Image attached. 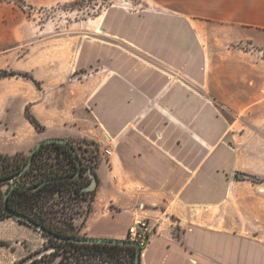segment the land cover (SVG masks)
<instances>
[{
	"label": "crops",
	"instance_id": "obj_1",
	"mask_svg": "<svg viewBox=\"0 0 264 264\" xmlns=\"http://www.w3.org/2000/svg\"><path fill=\"white\" fill-rule=\"evenodd\" d=\"M143 1L182 22L193 35L196 25L218 23L264 47V0ZM23 15L21 8L0 2V53L40 33ZM161 51L178 52L179 45H163ZM26 56L31 60L33 50ZM162 63L178 68L177 62ZM33 67L29 63L27 71L34 74ZM261 67L251 64L250 75L235 77V96L247 101L236 104V111L254 109L260 102ZM60 68L46 78L34 74L33 80L17 78L1 85L0 155L28 156L39 143L56 139L91 140L109 150L110 180L101 187L110 210L88 216L80 235L122 240L134 222L145 220L155 230L140 264H264V241L240 232L257 217L253 201L243 207L241 200L232 199L227 205L226 160L213 162L208 156L216 140L203 133L205 124L196 116L211 113V108L196 97L193 82L162 76L152 70L161 66L131 60L100 67L99 74L108 71L105 80L72 79L74 69ZM107 165L101 164L100 171ZM212 175L222 182L218 187L211 185ZM233 224L237 228L229 230Z\"/></svg>",
	"mask_w": 264,
	"mask_h": 264
},
{
	"label": "rangeland",
	"instance_id": "obj_2",
	"mask_svg": "<svg viewBox=\"0 0 264 264\" xmlns=\"http://www.w3.org/2000/svg\"><path fill=\"white\" fill-rule=\"evenodd\" d=\"M0 2L21 8L24 21L29 19L40 30L33 39L0 53V74H16L0 77V87L17 78L31 80L34 74L46 78L52 71H63L62 65L74 69L72 79L87 80L89 76L105 80L108 71L99 74L100 67L109 65L110 61L130 60L161 66L152 70L162 76L178 77L179 82H193L196 97L211 108V113L204 111L200 115V111L196 116V120L205 124L203 133L216 140L208 156L213 162H218L219 157L226 160L222 174L226 176L227 205L237 199L244 207L247 200H252L257 217L246 221L240 232L264 241V93H259L260 102L254 109H234L236 104L247 102L245 96H235L239 88L235 77L250 75L251 64H263L259 72H264V62H260L264 60V47L260 42L230 26L211 22L196 25L193 35L182 22L163 16L160 8L143 0ZM171 43L179 45L178 52L161 51L163 45ZM110 48L115 51L110 52ZM30 49L33 56L28 60L26 52ZM163 61L177 62L178 68H165ZM29 63L34 66V74L27 71ZM66 142L73 147L81 165L97 172V188L82 195L74 191L89 182L83 177L72 183L49 186L13 204L57 233L85 237L79 233L88 216L104 215L110 210L107 192L101 187L110 180V159L104 153L106 148L101 149L94 141ZM29 155L0 156L13 159V169H17L27 163ZM101 164H109L103 173ZM71 168V158L63 149L48 146L36 155L32 166L18 178V184L29 186L46 176H65ZM210 183L218 187L222 182L212 175ZM9 188L10 183L0 184V264H58L59 261L60 264H127L130 260L125 251L109 255L101 250L98 253L75 250L15 220L3 212L4 196ZM234 194L239 196H231ZM148 224L152 234L154 225ZM234 228L237 226L233 224L229 230Z\"/></svg>",
	"mask_w": 264,
	"mask_h": 264
},
{
	"label": "water",
	"instance_id": "obj_3",
	"mask_svg": "<svg viewBox=\"0 0 264 264\" xmlns=\"http://www.w3.org/2000/svg\"><path fill=\"white\" fill-rule=\"evenodd\" d=\"M50 143H58L60 145H63L64 147H66L69 150V152L74 156V161L76 162V164L78 166V172L74 175H71V176H63V177L43 180L42 182H40L35 187H26V186L19 185L16 181L18 180L19 177H21L24 173H26V171L32 166L34 152L36 150H38L42 144H50ZM80 172H81V164L75 155L73 147L70 146L68 144V142L61 140V139L43 141V142L39 143L30 152L29 159H28L27 163L18 173H16L15 175H13L12 177H10L8 179H4V180L0 181V184L12 183L10 185V188L8 189L7 193L4 196V202L6 203L8 196L10 195V193L15 188L27 190V191H35L47 183L63 181V180H72V179L76 178L80 174ZM87 174L90 176L91 182H90L88 187L83 189V192H92L98 186L97 175H96V172H94L91 169L87 170ZM6 214L10 215L12 218H14L17 221L24 223V224L36 229L37 231L41 232L42 234L48 236L49 238H53L59 242H71V243H75V244H86V245L102 244V245L134 246L136 252H135V258H134L133 264H140V258H141L142 250H141L140 245L137 242L129 241V240H114V239H104V238L59 236V235H55L52 232L48 231L42 224H39V223L33 221L27 215H24L22 213L12 211V210H7Z\"/></svg>",
	"mask_w": 264,
	"mask_h": 264
},
{
	"label": "trees",
	"instance_id": "obj_4",
	"mask_svg": "<svg viewBox=\"0 0 264 264\" xmlns=\"http://www.w3.org/2000/svg\"><path fill=\"white\" fill-rule=\"evenodd\" d=\"M16 74H14L13 72L12 73H9V74H6L5 72L4 73H1L0 74V77H6V76H15ZM25 76V75H24ZM26 77V76H25ZM31 80H33L31 78ZM26 117L27 119L29 120V122L38 130L41 129V127L38 125V123L34 120V118H32L29 113H26ZM48 146H56L58 148H61L63 149L71 158V165H75L74 163V158L72 157L71 153L69 152V150L64 147L63 145H60L58 143H50V144H42L41 147L36 150L34 152V155H33V162L35 161V157L36 155L42 150L44 149L45 147H48ZM25 166V163L21 166V168H17L14 172H12L11 174L9 175H6L4 177H1L0 178V181L4 180V179H8L10 177H12L13 175H15L16 173H18L23 167ZM63 174H61V176H59L58 174H55L53 177L52 176H46V177H43L39 180H37L36 182L32 183L31 185L29 186H26V187H35L37 186L40 182H42L43 180H47V179H53V178H58V177H63L62 176ZM65 176H71L70 174H66ZM74 180H63V181H57V182H51V183H47L43 186H41L39 189L35 190V191H27V190H22V189H18V188H15L13 189V191L10 193V195L8 196L7 198V201L6 203L4 202L3 203V212L6 213L7 210H12V211H16V212H19V213H22L24 215H27L29 216L33 221L37 222V223H40L42 224L48 231L52 232L53 234L55 235H59V236H66V237H73V236H69V235H65V234H61V233H57L55 231H53L52 229H50L48 226H46L45 224H43L42 222H40L39 220H37L36 218L32 217L31 215L27 214L25 211H21L19 209H17V207L13 204L14 201L16 200H19V199H25L27 197H30V196H33L34 194H39L40 192H42L43 190H45L46 188H48L49 186H57V185H60V184H66V183H72ZM74 191H79L78 190H74ZM45 237L49 238L48 236L45 235ZM49 239H53V238H49ZM55 240V239H54ZM56 242H58L59 244H62L64 246H67V247H70V248H74L75 250H83L84 252L85 251H88V252H93V253H98L100 250L102 252H107V254L110 255V252H113L115 254H119L120 252L122 251H125L127 254H129L130 256V260L127 261V264H133L134 262V258H135V247L134 246H120V245H102V244H91V245H86V244H75V243H71V242H59L57 240H55ZM141 250H143V247H141ZM49 263V262H48ZM58 264H60V261L58 262Z\"/></svg>",
	"mask_w": 264,
	"mask_h": 264
},
{
	"label": "built area",
	"instance_id": "obj_5",
	"mask_svg": "<svg viewBox=\"0 0 264 264\" xmlns=\"http://www.w3.org/2000/svg\"><path fill=\"white\" fill-rule=\"evenodd\" d=\"M105 155L109 156V150L104 151ZM14 161L10 158H5L0 156V178L6 175L11 174L16 169H13ZM18 183V180L16 181ZM12 183H10L11 185ZM150 227L149 224L145 220H138L134 222L127 230V239L130 241L137 242L140 247H144L150 235Z\"/></svg>",
	"mask_w": 264,
	"mask_h": 264
},
{
	"label": "flooded vegetation",
	"instance_id": "obj_6",
	"mask_svg": "<svg viewBox=\"0 0 264 264\" xmlns=\"http://www.w3.org/2000/svg\"><path fill=\"white\" fill-rule=\"evenodd\" d=\"M72 157H74V156L72 155ZM74 163H75V165L74 166L72 165L71 171L68 173L70 175H74V174H76L78 172V166H77V164H76L75 161H74ZM87 170L88 169H86L83 165H81V172H80V174L76 178L72 179V180H75V179H82L83 177H86L89 180L88 183H84V184L81 185V187H80V189L78 191V193L80 195H82L83 193H87V192H83V189L86 188V187H88L89 184H90V182H91V178L87 174Z\"/></svg>",
	"mask_w": 264,
	"mask_h": 264
}]
</instances>
